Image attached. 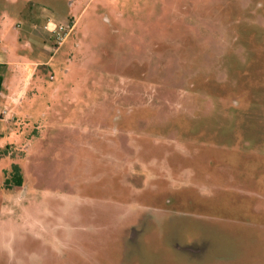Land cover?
I'll list each match as a JSON object with an SVG mask.
<instances>
[{"label":"rangeland","instance_id":"obj_1","mask_svg":"<svg viewBox=\"0 0 264 264\" xmlns=\"http://www.w3.org/2000/svg\"><path fill=\"white\" fill-rule=\"evenodd\" d=\"M40 20L74 23L42 56ZM0 25V48L16 41L27 62L3 70L0 264H25L10 260L17 234L58 249L62 232L95 247L114 236L125 264L155 251L152 264H264V222L249 215L264 212V0H0ZM13 163L23 183L7 188ZM201 218L228 233L209 239Z\"/></svg>","mask_w":264,"mask_h":264},{"label":"crops","instance_id":"obj_2","mask_svg":"<svg viewBox=\"0 0 264 264\" xmlns=\"http://www.w3.org/2000/svg\"><path fill=\"white\" fill-rule=\"evenodd\" d=\"M51 22H53V21L40 20L39 22L32 23L31 27H29L30 28L29 29L30 30L29 39H31V41L35 44V45H33V47L36 51V54H38L40 56H42L44 54L45 48H47L48 45L50 44L48 39L50 38L49 37V35H50L49 26H50ZM53 23H55V22H53ZM72 25H74V23H72ZM3 30L4 29L0 25V43H2V40L5 37V32ZM32 33H34L36 36H34ZM29 41H27V44L30 43ZM18 46H21V45L19 43H16V41H15V44L13 46L8 45L7 48L4 49L5 51L2 50V48H0V74L2 75V79H3L0 94L3 92V88L5 87V82L7 81V80H5L3 70H5L6 67H8V65L17 64L18 61L20 64H27V62H23L20 59H18L20 57L21 58L23 57L22 54L18 53V49H17ZM57 49H55V50H57ZM35 64L45 65V64H47V61L46 62H44V61L39 62L38 61V62H35L34 64H32V66H35ZM30 73L31 72H29V75H30ZM24 85L25 84H23V86L19 89V92L17 94L7 95V98L10 100V102H12V100L19 101V99H17V98L22 99V96L24 94ZM0 98H2V96H0ZM13 102H15V101H13ZM3 104H6V103H2L0 105V112H1ZM12 104H15V103H12ZM259 190H261V188ZM79 200H81V198H79ZM82 206H84V207L82 208ZM75 207H76V205H75ZM77 207L80 211L79 213H81L84 209H85V211H84L85 213L92 212L91 210L88 209V205L85 203L80 204ZM249 209H250L249 210L250 216H252V214L254 212L256 214H253V217L260 218L261 221L264 222V219L261 218V217H264V212L257 214V212H259V211H256L255 208L251 207V206H249ZM251 211H252V214H251ZM193 212H195V211H193ZM195 214L202 215L199 213H194V215ZM205 215H207V216H220L218 219L225 220V216L223 214L218 213V212H216V213L206 212L205 214L203 213L202 216H205ZM221 220H218V221L216 220L217 221V223H216V221H210V220H206V219L201 218V221L204 222V224H206V227H204V231H205V233H207L209 239L212 237L211 233H214V232L219 233V236H221L220 233L221 234L228 233V231L226 232L223 230L222 226H220L221 229L217 227L219 223H223V221H221ZM94 221H95V219H94ZM94 221H89L88 223L93 224V226H94V224H95ZM213 222L216 223L217 225H214ZM232 222L236 223L237 221H232ZM241 223L251 224V220H246V218L243 217ZM171 224L173 226L172 229L176 233L178 231V227H176L173 223H171ZM252 226L257 228L254 225H252ZM253 227H250L249 232H248V237H249L251 232L253 233V231H254ZM73 229H74L73 226H71L69 231L67 232V234H72V232H74ZM138 231H140V228L138 229ZM107 232H108V229H107ZM235 234H237L236 231H233L234 236H235ZM241 234H242V236H244V231H242ZM17 235H16L17 238H14V239H15V242H18L19 249L15 250L12 253L13 255L10 259L11 261H15L17 259H20L22 256L21 259L23 261H25V264H33V262L36 260V258L39 259L38 263L42 262V264H49L52 262L54 264H92L93 262H95V263L99 262V264H108V261H110V260L102 258V255L104 254L105 257L108 256L109 250L113 251L112 254L115 253L116 255H118L119 256L118 259L120 261H122V262L124 261V259H123L124 247H123V251H122L120 249L121 244H118V242L117 243L115 242L114 236H113L111 241L109 239L105 240L106 241L105 246H104V244H101L99 247H95L94 245L96 244L98 239L95 240L94 238H92V236H90L88 238L86 236H84L85 237L84 240H88V241H86V243L84 242V244H82L80 242L81 241L80 237L78 239L73 238L72 236H68V235L66 237L65 234L62 232L59 234L60 236L58 235L59 240L61 241V243H60L61 245L59 244L58 249H56L52 245H47L46 242H44L39 237L38 234L24 233L22 235H18L19 237ZM20 238H23L25 241L23 239H20ZM212 240L215 241L218 239L214 237V238H212ZM249 240H250V238H249ZM164 241H165L166 245L169 246V247H167L169 250L171 247L173 248V250H172V248H171V250L174 253H181V252H179V250L183 251L185 249L183 247V245H181L178 242H176V243L173 242V244H172L171 242L173 240L171 239V237L165 236ZM198 241H200V240H198ZM159 242H161V240H159ZM261 243H262V239H256L255 244L257 246L261 245ZM71 244H73V246H74L73 250L70 247ZM188 245H189V243H186V246H188ZM251 245L253 247L252 243H251ZM95 248H98L101 252L99 253V250H96ZM182 248H183V250H182ZM60 252H61V254H60ZM81 252H85L86 255L81 257V255H80ZM184 252H187V251L184 250ZM6 253H8V252H6ZM6 253H4V255H7ZM158 253H159V251H155V254L153 255V259H151L150 263H148V264H152L154 262V259L157 257ZM199 253H202V252H199ZM132 254H133V256H131V253L128 250V257H130L131 260L135 261V259H136L140 263L143 261V259L140 257V256H142V254H140V253H132ZM191 254L193 256H196L198 261H203L207 258V255H199L193 251ZM18 255H20V256H18ZM87 255L93 259H88ZM48 256H49V258H48L49 261H47ZM100 256H101V258H100ZM178 256H179V254H178ZM182 256H185V255H182ZM186 257L188 259L192 258L189 255H186ZM216 257L219 258L218 255H216ZM229 258L231 259L233 257H229ZM181 259L187 261L185 258H181ZM193 259H195V258L193 257ZM197 259H195V260H197ZM224 259H225V256H224ZM96 260H98V261H96ZM137 261H135V262H137ZM144 263H146V262H143L142 264H144ZM219 263H220V261H219ZM215 264H218V262H216Z\"/></svg>","mask_w":264,"mask_h":264},{"label":"trees","instance_id":"obj_3","mask_svg":"<svg viewBox=\"0 0 264 264\" xmlns=\"http://www.w3.org/2000/svg\"><path fill=\"white\" fill-rule=\"evenodd\" d=\"M2 75L0 74V92L2 88ZM7 154V149H0V157ZM23 183V178L21 175L20 167L13 163L11 164L10 170L4 179V186L7 188H12L13 186H21Z\"/></svg>","mask_w":264,"mask_h":264},{"label":"built area","instance_id":"obj_4","mask_svg":"<svg viewBox=\"0 0 264 264\" xmlns=\"http://www.w3.org/2000/svg\"><path fill=\"white\" fill-rule=\"evenodd\" d=\"M72 24L68 27L63 24H56L51 22L49 26L50 38L53 40V43L56 45L55 48H58L63 41L65 40L66 36L68 35L69 31L72 28Z\"/></svg>","mask_w":264,"mask_h":264}]
</instances>
